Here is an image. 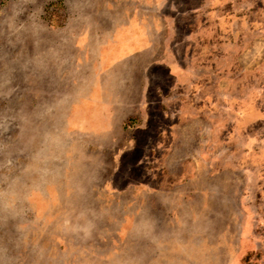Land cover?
<instances>
[{"label":"rangeland","instance_id":"374dc122","mask_svg":"<svg viewBox=\"0 0 264 264\" xmlns=\"http://www.w3.org/2000/svg\"><path fill=\"white\" fill-rule=\"evenodd\" d=\"M226 7L230 48L215 36L217 47L195 51L214 65L198 66L191 85L197 97L228 89V106L199 129L214 147L204 158L216 159L183 182L163 177L179 163H153L148 176L146 162L127 161L114 173L67 129L76 51L57 27L78 25L80 3L0 0V264H264V0Z\"/></svg>","mask_w":264,"mask_h":264},{"label":"crops","instance_id":"0c3cea01","mask_svg":"<svg viewBox=\"0 0 264 264\" xmlns=\"http://www.w3.org/2000/svg\"><path fill=\"white\" fill-rule=\"evenodd\" d=\"M76 1L80 3L78 25L57 27L74 34L73 40L61 44L76 51L77 92L66 111L67 129L82 135L79 144L88 152L92 148L94 156H109L115 163L114 173L127 161L146 162L141 173L148 176L158 173L153 163L162 167L179 163V173L167 170L171 176L163 177L190 180L197 173L198 160L216 159L204 158L214 154V147L207 150L203 145L202 115L221 113L229 97L223 86L211 98L197 97L198 91L191 89L198 81L197 67L214 65L195 51L214 49L217 37L223 40L217 41L220 49L230 48L225 42V35L235 28L228 24L230 0ZM97 2L101 4L96 6ZM88 8L96 19L86 27ZM225 60H215V66ZM207 76L213 82L224 75ZM198 98L209 102L210 109H198ZM218 98L220 104L215 102ZM255 120L260 117L253 116ZM208 125L218 128L213 121ZM98 148L102 152L96 155ZM219 173L229 172L226 168ZM147 190L141 192L148 194Z\"/></svg>","mask_w":264,"mask_h":264}]
</instances>
